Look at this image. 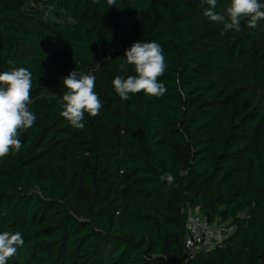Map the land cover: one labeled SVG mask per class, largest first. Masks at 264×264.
Listing matches in <instances>:
<instances>
[{"label":"trees","instance_id":"trees-1","mask_svg":"<svg viewBox=\"0 0 264 264\" xmlns=\"http://www.w3.org/2000/svg\"><path fill=\"white\" fill-rule=\"evenodd\" d=\"M229 6L217 0L215 11ZM207 7L0 0V73H32L36 116L21 150L0 158V234L24 241L7 264H264V109L238 88L264 93V19L224 33ZM140 40L162 47L167 91L122 101L112 81L135 75L121 65ZM77 69L95 75L103 105L83 129L42 94ZM188 211L233 233L187 261Z\"/></svg>","mask_w":264,"mask_h":264},{"label":"clouds","instance_id":"clouds-1","mask_svg":"<svg viewBox=\"0 0 264 264\" xmlns=\"http://www.w3.org/2000/svg\"><path fill=\"white\" fill-rule=\"evenodd\" d=\"M109 6L115 5L116 0H106ZM208 7L204 15L210 21L223 26V32H240L241 23L247 20V26L254 28L259 20L264 19V2L262 0H230L226 15L215 11L217 0H201ZM124 64L133 66L135 75L121 77L117 75L112 85L122 101H127L130 94L144 92L148 96L162 97L166 86L159 78L164 75L167 67L162 47L155 41L133 43L125 51ZM32 73L26 68H14L0 73V158H4L13 151L19 152L22 142L19 136L22 131L31 128L36 116L29 109L32 103ZM66 89L62 96L63 110L60 115L74 129L85 127V114L97 116L102 108V102L97 95L96 77L78 69L63 78ZM160 180L173 186L176 177L171 173L161 175ZM24 243L19 232H3L0 234V264H7L18 247Z\"/></svg>","mask_w":264,"mask_h":264},{"label":"built area","instance_id":"built-area-1","mask_svg":"<svg viewBox=\"0 0 264 264\" xmlns=\"http://www.w3.org/2000/svg\"><path fill=\"white\" fill-rule=\"evenodd\" d=\"M186 213L184 228L185 237V258L191 260L201 253H210L221 246L224 241L233 233V228L225 230L222 226L210 224L196 214Z\"/></svg>","mask_w":264,"mask_h":264},{"label":"rangeland","instance_id":"rangeland-1","mask_svg":"<svg viewBox=\"0 0 264 264\" xmlns=\"http://www.w3.org/2000/svg\"><path fill=\"white\" fill-rule=\"evenodd\" d=\"M260 24H262L261 20L257 22L256 27H259ZM67 76L68 75H64V74L61 75L59 83L54 85L52 88L43 91L42 94L46 97L56 100L58 103L63 105L62 96L64 92L66 91V89L63 87V78H66ZM238 88L240 91H242L244 94L250 97L251 103L255 107V110H254L255 114H257L261 109H264V93H261L260 91L256 90L254 87L250 85H246V84H241ZM78 186L79 187H78L77 195H78V198H82L84 196L83 195L84 193L82 191L80 184ZM190 213L196 214L198 217L203 219L202 216L198 213V211L190 212ZM239 216L240 217L246 216V212L240 213ZM214 224L222 226L225 230H227V226H228L227 222L226 223L216 222Z\"/></svg>","mask_w":264,"mask_h":264}]
</instances>
